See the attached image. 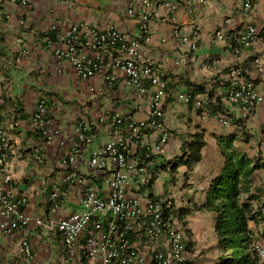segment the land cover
<instances>
[{
  "label": "crops",
  "instance_id": "0c3cea01",
  "mask_svg": "<svg viewBox=\"0 0 264 264\" xmlns=\"http://www.w3.org/2000/svg\"><path fill=\"white\" fill-rule=\"evenodd\" d=\"M154 2L161 15L152 20L150 41L145 42L139 15L128 14L127 0H30L27 6L0 0V99L4 101L1 123L10 132L16 150L11 185L15 193L27 195L29 203L25 210L29 215L51 216L49 197L58 170L53 148L46 147L32 128V116L41 97H48L56 108L57 124L65 136L72 135L80 107L93 120L98 107L128 111L138 103L141 108L136 117H147L153 90L148 80L143 83L148 93L138 96L120 71L112 87L99 85L105 88L100 99L84 105L90 88L98 86V79L80 78L73 66L55 59V48L61 41L54 26L80 25L84 40L89 29L117 27L143 41L148 51L146 60L167 85L161 108L169 138L162 153L153 152L154 177L141 191L142 204L145 206L148 199L170 197L171 211L185 227V264H220L222 250L215 231L217 213L199 207L208 201L212 182L226 163V151L238 150L247 155L252 165L259 164L253 170L249 192L242 199L257 212L256 219L248 221L253 244L264 245V101L247 113L230 99L236 83L243 80L254 81L264 96V0H254L251 10L246 9V0L182 2L176 22L170 19L165 1ZM134 6L139 10L141 0H134ZM248 25L255 26L258 39L244 47L235 37ZM196 26L200 27V37L193 49L189 42L175 35L174 29L189 34ZM219 32L224 36L220 37ZM236 47L241 49L240 54L235 53ZM234 69L237 75L232 73ZM182 95H189L190 99ZM99 131L97 146L109 140L106 128L100 127ZM159 134V130L147 131L141 156L153 148ZM198 135L204 145L200 159L194 162L190 160L194 152L191 144ZM37 144L45 158L40 165L32 161V147ZM91 145L89 150H93ZM62 202L68 208L75 207L72 196H64ZM207 233L213 236V248L209 241L207 245L198 241ZM24 240L31 256L24 252ZM35 262L98 264L83 254L70 257L60 233L53 227L32 222L12 234L0 230V264Z\"/></svg>",
  "mask_w": 264,
  "mask_h": 264
},
{
  "label": "built area",
  "instance_id": "2783aa9c",
  "mask_svg": "<svg viewBox=\"0 0 264 264\" xmlns=\"http://www.w3.org/2000/svg\"><path fill=\"white\" fill-rule=\"evenodd\" d=\"M10 1L22 6L30 2ZM127 1L128 14L139 15L140 30L145 42H149L151 22L161 15L157 4L154 0H141L138 10L134 0ZM163 1L173 22H176L182 2H210ZM253 2L246 0L247 10L253 8ZM54 29L61 41V45L55 48V59L60 64L67 62L73 66L80 78L98 79V86L90 88L84 105L100 99L105 88L99 85L112 87L121 71L127 84L138 91V96L148 93L143 83L144 80L149 81L153 88L150 111L146 118L139 119L136 117V111L141 108L138 103L128 111L112 106L98 107L96 117L91 120L87 111L80 107L72 135L65 136L57 124L56 108L50 104L48 97H41L32 116V128L46 147L53 148V161L58 170V178L49 197L51 216L43 218L26 212L29 203L27 195L15 193L11 185L16 150L10 132L1 123L4 101L0 99V230L12 234L32 222L37 226L53 227L60 233L70 257L83 254L98 261V264H185L186 232L181 220L171 211L172 199H148L145 206L142 204L141 191L154 177L153 152L162 153L169 138L162 122L161 108L167 85L146 60L148 51L143 47V41L113 26L104 30L89 29L85 40L80 25L54 26ZM174 32L183 42H189L193 49L198 46L200 27H194L189 34L181 33L179 28H175ZM257 39L258 32L253 25H248L235 37L244 47L252 45ZM18 41L23 42L21 38ZM240 52L241 49L236 47L235 53ZM237 72L234 69L232 73L237 75ZM182 97L190 99L189 95ZM230 99L250 113L264 101V96L254 81L243 80L236 83L230 92ZM224 122L227 123V119ZM100 127L106 128L109 140L89 150L88 147L98 139ZM154 130L160 131L159 139L151 150L141 156L146 133ZM38 146L32 147L35 152L32 161L40 165L45 158ZM64 196H72L74 208L63 204ZM23 246L24 252L31 256L27 241H23ZM253 248L257 251L259 264H264V245L255 243Z\"/></svg>",
  "mask_w": 264,
  "mask_h": 264
},
{
  "label": "trees",
  "instance_id": "16d2710c",
  "mask_svg": "<svg viewBox=\"0 0 264 264\" xmlns=\"http://www.w3.org/2000/svg\"><path fill=\"white\" fill-rule=\"evenodd\" d=\"M203 145L204 141L198 135L191 144L194 152L190 160L197 162L200 159ZM224 154L226 163L212 182L206 205L199 209L211 208L217 213L215 231L222 250L220 264H259L257 251L253 248V231L248 228V221L255 220L257 212L242 199L249 192L253 170L259 164L252 165L247 155L238 150Z\"/></svg>",
  "mask_w": 264,
  "mask_h": 264
},
{
  "label": "rangeland",
  "instance_id": "374dc122",
  "mask_svg": "<svg viewBox=\"0 0 264 264\" xmlns=\"http://www.w3.org/2000/svg\"><path fill=\"white\" fill-rule=\"evenodd\" d=\"M99 143V141L97 140V141H95L92 145H91V148L92 149H95V147L97 146V144ZM206 236V235H205ZM262 236V238L264 239V237H263V235H261ZM212 235H208V233H207V236L206 237H204L203 238V236H200L199 237V240L198 241H200L201 243V245H207V242L209 241V242H211L210 243V246H211V248H213V243L214 242H212ZM209 245V244H208ZM203 251H204V248L202 249V251L200 252V254H203ZM206 255V254H205Z\"/></svg>",
  "mask_w": 264,
  "mask_h": 264
}]
</instances>
